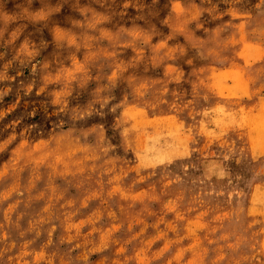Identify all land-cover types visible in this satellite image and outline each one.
Segmentation results:
<instances>
[{
	"label": "rangeland",
	"instance_id": "1",
	"mask_svg": "<svg viewBox=\"0 0 264 264\" xmlns=\"http://www.w3.org/2000/svg\"><path fill=\"white\" fill-rule=\"evenodd\" d=\"M0 264H264V0H0Z\"/></svg>",
	"mask_w": 264,
	"mask_h": 264
}]
</instances>
